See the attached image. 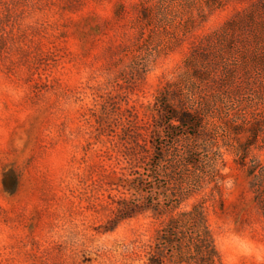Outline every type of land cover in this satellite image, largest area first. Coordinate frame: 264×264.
<instances>
[{"label": "rangeland", "instance_id": "rangeland-1", "mask_svg": "<svg viewBox=\"0 0 264 264\" xmlns=\"http://www.w3.org/2000/svg\"><path fill=\"white\" fill-rule=\"evenodd\" d=\"M194 204L264 264V0H0V264H188Z\"/></svg>", "mask_w": 264, "mask_h": 264}, {"label": "trees", "instance_id": "trees-1", "mask_svg": "<svg viewBox=\"0 0 264 264\" xmlns=\"http://www.w3.org/2000/svg\"><path fill=\"white\" fill-rule=\"evenodd\" d=\"M178 118L182 123L193 122L186 113ZM189 195L190 193H185L181 199ZM162 239L170 248L169 255L176 257V263L217 264V249L201 204H194L180 215L179 220L170 221L164 229Z\"/></svg>", "mask_w": 264, "mask_h": 264}]
</instances>
